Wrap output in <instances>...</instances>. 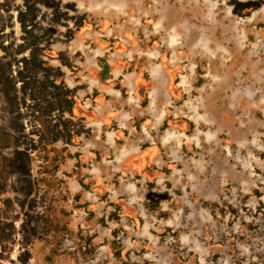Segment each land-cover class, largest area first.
<instances>
[{
	"label": "rangeland",
	"instance_id": "obj_1",
	"mask_svg": "<svg viewBox=\"0 0 264 264\" xmlns=\"http://www.w3.org/2000/svg\"><path fill=\"white\" fill-rule=\"evenodd\" d=\"M0 264H264V0H0Z\"/></svg>",
	"mask_w": 264,
	"mask_h": 264
},
{
	"label": "trees",
	"instance_id": "obj_2",
	"mask_svg": "<svg viewBox=\"0 0 264 264\" xmlns=\"http://www.w3.org/2000/svg\"><path fill=\"white\" fill-rule=\"evenodd\" d=\"M146 105V101H144L143 106ZM225 206V207H224ZM224 206L221 205H211L212 213L216 215V213H219L223 216H227L229 214V217H233V221L237 219L238 217V210L235 209L232 205L230 204H225Z\"/></svg>",
	"mask_w": 264,
	"mask_h": 264
}]
</instances>
